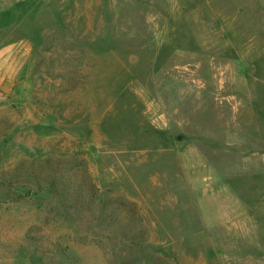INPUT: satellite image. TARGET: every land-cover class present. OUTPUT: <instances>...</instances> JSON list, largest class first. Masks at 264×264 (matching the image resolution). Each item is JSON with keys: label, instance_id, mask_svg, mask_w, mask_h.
Listing matches in <instances>:
<instances>
[{"label": "rangeland", "instance_id": "1", "mask_svg": "<svg viewBox=\"0 0 264 264\" xmlns=\"http://www.w3.org/2000/svg\"><path fill=\"white\" fill-rule=\"evenodd\" d=\"M214 2L0 0V264H264V13Z\"/></svg>", "mask_w": 264, "mask_h": 264}, {"label": "crops", "instance_id": "2", "mask_svg": "<svg viewBox=\"0 0 264 264\" xmlns=\"http://www.w3.org/2000/svg\"><path fill=\"white\" fill-rule=\"evenodd\" d=\"M235 8L233 9L235 12L238 13H259L262 12L264 13V0H235ZM239 1H241L239 5ZM219 6H221V1L219 2ZM205 7H209L210 10L215 9V2L214 0H205ZM238 7V8H237ZM214 8V9H213Z\"/></svg>", "mask_w": 264, "mask_h": 264}]
</instances>
